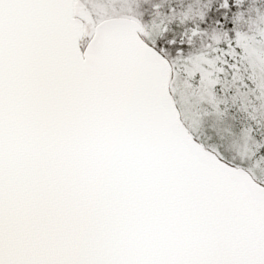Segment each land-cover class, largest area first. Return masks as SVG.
<instances>
[{
    "label": "snow or ice",
    "instance_id": "6c2138e0",
    "mask_svg": "<svg viewBox=\"0 0 264 264\" xmlns=\"http://www.w3.org/2000/svg\"><path fill=\"white\" fill-rule=\"evenodd\" d=\"M0 264H264V0H0Z\"/></svg>",
    "mask_w": 264,
    "mask_h": 264
}]
</instances>
